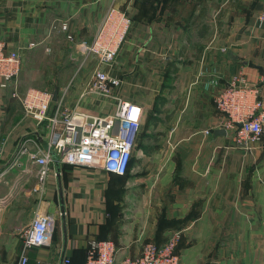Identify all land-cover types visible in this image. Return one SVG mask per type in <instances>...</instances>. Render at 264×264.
Wrapping results in <instances>:
<instances>
[{"label":"crops","instance_id":"crops-1","mask_svg":"<svg viewBox=\"0 0 264 264\" xmlns=\"http://www.w3.org/2000/svg\"><path fill=\"white\" fill-rule=\"evenodd\" d=\"M110 7L131 23L113 60L97 64L77 43ZM262 13L264 0H0V41L21 57L19 90H56L51 110L105 113L106 100L85 93L100 69L141 109L123 176L57 161L39 197L36 166L16 152L27 137L45 148L43 130L0 87V264L18 263L37 211L54 225L28 264H83L91 240L132 259L173 231L177 264H264V124L250 149L235 147L214 134L224 118L212 103L235 74L257 83L264 71ZM259 96L264 112V88Z\"/></svg>","mask_w":264,"mask_h":264},{"label":"built area","instance_id":"built-area-1","mask_svg":"<svg viewBox=\"0 0 264 264\" xmlns=\"http://www.w3.org/2000/svg\"><path fill=\"white\" fill-rule=\"evenodd\" d=\"M130 17L123 11L110 7L98 26L93 38L77 43L79 53L90 55L97 64L113 60L127 34ZM257 23H264V13L257 16ZM62 31L65 26H61ZM66 39H70L69 36ZM35 47L30 43L28 48ZM21 57L15 50L8 51L0 41V87L10 88V98L22 108L24 115L43 130L45 148L27 137L18 148L16 157L25 156L36 166V183L32 192L39 197L44 193L45 182L53 163L99 168L108 174L123 176L129 166L134 148V133L141 117L138 105L124 101L117 93L118 77L109 76L95 69L85 93H94L106 100L110 111L91 114L84 111H59L50 109L51 93L34 87L21 91L17 76ZM214 86L216 81L211 80ZM264 88V71L257 83L247 82L241 74H235L224 88L212 96L215 110L223 116L216 129L229 133L235 147L248 150L257 143L264 124L260 90ZM237 125H240L238 127ZM207 135L208 131H204ZM54 216L37 211L30 226L23 234L22 251L17 264H28L27 250L47 247L51 241ZM179 232H170L160 244H145L140 255L132 259L115 260V247L110 241L88 242L83 264H177L174 250ZM58 264H70L63 258Z\"/></svg>","mask_w":264,"mask_h":264},{"label":"water","instance_id":"water-1","mask_svg":"<svg viewBox=\"0 0 264 264\" xmlns=\"http://www.w3.org/2000/svg\"><path fill=\"white\" fill-rule=\"evenodd\" d=\"M51 101L52 102H55L56 101V90H53L52 93H51ZM238 127H240V125H237ZM224 134V131L221 130V131H215L214 134ZM53 162L56 163L57 162V159L55 157H53Z\"/></svg>","mask_w":264,"mask_h":264},{"label":"rangeland","instance_id":"rangeland-1","mask_svg":"<svg viewBox=\"0 0 264 264\" xmlns=\"http://www.w3.org/2000/svg\"><path fill=\"white\" fill-rule=\"evenodd\" d=\"M27 229V228H26Z\"/></svg>","mask_w":264,"mask_h":264}]
</instances>
